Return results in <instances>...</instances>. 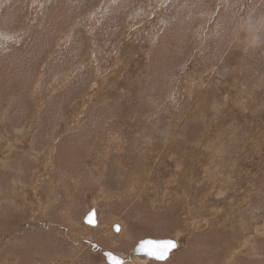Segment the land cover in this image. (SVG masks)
Returning a JSON list of instances; mask_svg holds the SVG:
<instances>
[{"label":"rangeland","instance_id":"374dc122","mask_svg":"<svg viewBox=\"0 0 264 264\" xmlns=\"http://www.w3.org/2000/svg\"><path fill=\"white\" fill-rule=\"evenodd\" d=\"M263 52V0H0V264H264Z\"/></svg>","mask_w":264,"mask_h":264},{"label":"water","instance_id":"95a60500","mask_svg":"<svg viewBox=\"0 0 264 264\" xmlns=\"http://www.w3.org/2000/svg\"><path fill=\"white\" fill-rule=\"evenodd\" d=\"M83 221L86 224L96 225V221H97L96 220V213H95V210L93 208L90 209L86 213V215L83 218ZM89 221H91V223ZM114 230L115 231L118 230L117 224L114 225ZM168 241L173 242L175 244V247H168V245L166 243ZM176 246H177V242L174 239H169V238H165V239L144 238V239L139 240L137 242V244L134 247V252L137 255H143V256H146L148 258H152L154 260H157V261H163V260H165L168 257L170 251H172L174 248H176ZM164 247H168V251L166 253L165 259L158 260L154 256L148 255V253L150 251L151 252H158V251L162 250ZM103 254L105 256V260H106L107 263L112 264V261L109 260L108 254H111L112 256H115L119 260V262L121 263V257L116 256L115 254H113V253H111L109 251H105V252H103Z\"/></svg>","mask_w":264,"mask_h":264},{"label":"snow or ice","instance_id":"6c2138e0","mask_svg":"<svg viewBox=\"0 0 264 264\" xmlns=\"http://www.w3.org/2000/svg\"><path fill=\"white\" fill-rule=\"evenodd\" d=\"M91 223V221H89ZM168 247H175V244L171 241L166 242ZM168 247H164L162 250L158 252H149L148 255L154 256L158 260H163L165 259L166 253L168 251ZM109 260L112 261V264H120L119 260L115 257L112 256L111 254H108Z\"/></svg>","mask_w":264,"mask_h":264},{"label":"crops","instance_id":"0c3cea01","mask_svg":"<svg viewBox=\"0 0 264 264\" xmlns=\"http://www.w3.org/2000/svg\"><path fill=\"white\" fill-rule=\"evenodd\" d=\"M264 1V0H263ZM257 2V1H256ZM256 39V38H255ZM254 40V39H253ZM255 47V45L254 46H252V48H254ZM263 56H264V52H263ZM264 60V59H263Z\"/></svg>","mask_w":264,"mask_h":264},{"label":"bare ground","instance_id":"6f19581e","mask_svg":"<svg viewBox=\"0 0 264 264\" xmlns=\"http://www.w3.org/2000/svg\"><path fill=\"white\" fill-rule=\"evenodd\" d=\"M40 95V94H39ZM176 241V240H175ZM146 258H148V257H146ZM123 260H122V258H121V262H122Z\"/></svg>","mask_w":264,"mask_h":264},{"label":"flooded vegetation","instance_id":"af4514ba","mask_svg":"<svg viewBox=\"0 0 264 264\" xmlns=\"http://www.w3.org/2000/svg\"><path fill=\"white\" fill-rule=\"evenodd\" d=\"M146 257V256H145Z\"/></svg>","mask_w":264,"mask_h":264}]
</instances>
